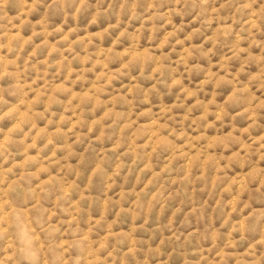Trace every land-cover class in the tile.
Masks as SVG:
<instances>
[{"label": "clouds", "instance_id": "9594fccd", "mask_svg": "<svg viewBox=\"0 0 264 264\" xmlns=\"http://www.w3.org/2000/svg\"><path fill=\"white\" fill-rule=\"evenodd\" d=\"M0 264H264V0H0Z\"/></svg>", "mask_w": 264, "mask_h": 264}, {"label": "rangeland", "instance_id": "374dc122", "mask_svg": "<svg viewBox=\"0 0 264 264\" xmlns=\"http://www.w3.org/2000/svg\"><path fill=\"white\" fill-rule=\"evenodd\" d=\"M151 182V177H149V180H148V183H150Z\"/></svg>", "mask_w": 264, "mask_h": 264}]
</instances>
